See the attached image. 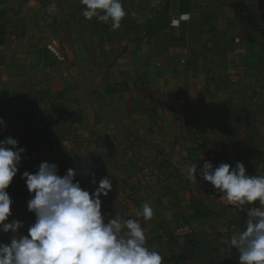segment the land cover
Wrapping results in <instances>:
<instances>
[{"label":"crops","instance_id":"0c3cea01","mask_svg":"<svg viewBox=\"0 0 264 264\" xmlns=\"http://www.w3.org/2000/svg\"><path fill=\"white\" fill-rule=\"evenodd\" d=\"M122 3L127 15L113 31L110 22L103 24L95 17L86 20L80 0H51L37 19L40 0H0V47L12 57L13 63L8 64L38 66L46 86H69L71 95L58 99L57 104L85 109L90 127L102 133L107 126L113 127L116 116L129 126L133 140L142 135V121L149 118L142 109L154 107L165 136L187 128L201 135L217 131L211 124L228 115L222 107L229 103L232 119L242 128L256 130L260 139L256 146L250 140L237 143L232 139L233 148H217L213 165L235 166L240 161L247 174L264 176V110L254 108L257 103L264 105V0ZM183 13L190 20L173 26L171 21ZM49 39H56L63 59L47 52ZM212 50L216 63L209 65L206 60ZM226 57L229 64L223 62ZM208 66L215 73L213 82L207 79ZM243 72L247 73L244 84L239 78ZM253 75L259 80L249 78ZM228 85L230 95L224 92ZM206 86H213L219 94L201 95ZM244 87L260 91H248L242 100L238 93ZM181 88L186 94H170ZM207 103L217 105L218 112L181 110L183 105ZM230 128L241 130L239 125ZM205 183L187 178L179 192L165 197L166 207L155 209L153 218L142 226L149 228L150 234H145L148 247L159 251L164 264H238L239 253L229 240L244 230L247 213L223 205L211 184Z\"/></svg>","mask_w":264,"mask_h":264},{"label":"rangeland","instance_id":"374dc122","mask_svg":"<svg viewBox=\"0 0 264 264\" xmlns=\"http://www.w3.org/2000/svg\"><path fill=\"white\" fill-rule=\"evenodd\" d=\"M48 2L51 0H40L35 19L44 12L43 8ZM212 44L214 46V43ZM214 52L212 50L211 57L206 60L209 65L216 63ZM229 60L230 58L226 57L223 62L229 64ZM12 61L7 49L0 47V118H3L7 125L6 130L0 131V139L12 136L18 140V146L25 148L18 174L7 190L13 200L10 220L23 221L24 228L20 232L25 235L35 217L27 210L30 196L24 180L20 179V173L25 170L35 172L41 162L57 164L61 175L69 168L74 169L75 179L80 182L82 188L90 192L94 189L90 183V173L96 174L97 181L105 175H114L115 177L110 176L113 180L112 191L107 197H101L102 214H106V219L117 215L122 219H137L143 226L146 222L142 217L135 215L141 210L142 203L149 202L153 210L162 208L163 205V208L166 207L163 204L165 197H172L179 192L187 179V173L184 171L186 165L197 163V166L202 167L205 161L215 164L217 148H233L232 139L237 143L250 140L252 146L258 145L256 142L260 139L256 137V130L242 128L232 119L229 103L223 104L222 107L228 115H223L221 121L216 120L211 124L217 126V131H207L201 135L187 128L174 136H165L161 130L163 126L157 122L154 107L142 109V114L149 118L142 121L141 136L135 138L133 135L134 139L131 140L129 126L116 116H113V127L110 126L112 132H106L110 131L107 126L105 133H102L100 129L90 127L86 121L85 109L72 110L69 104H57L58 99L71 95L72 89L69 86L64 89L56 85L46 86L43 82L45 74L38 66L32 65L29 68L8 64L13 63ZM208 69L207 79L213 82L215 73L213 68L208 66ZM229 75L228 73L226 79H229ZM246 76V72L239 74L240 82L244 81L242 84L246 83ZM249 78L259 80L254 75ZM253 87L240 88L239 97L243 100L248 96V91L251 94L259 93L260 90ZM224 92L230 95L229 85L224 87ZM152 93L155 95L156 90ZM170 94L180 96L186 92L183 88L172 89ZM200 94L213 97L219 92H216L213 86H206ZM218 108L214 103H207L183 105L181 110L183 113L191 110L196 114H215ZM254 108L262 111L264 105L257 103ZM71 111H77L78 114L71 116ZM107 122L111 124V121ZM232 125L233 128L239 125L241 130L233 132L230 128ZM203 148L207 151H201ZM144 230L145 234H150L148 227ZM157 238L155 237V240ZM0 241L10 242V234L0 232Z\"/></svg>","mask_w":264,"mask_h":264},{"label":"clouds","instance_id":"9594fccd","mask_svg":"<svg viewBox=\"0 0 264 264\" xmlns=\"http://www.w3.org/2000/svg\"><path fill=\"white\" fill-rule=\"evenodd\" d=\"M81 15L86 20L96 18L109 24L111 30L120 28L127 15L122 0H80ZM188 13L171 21L173 26L190 20ZM7 125L0 118V131ZM12 136L0 139V232L10 234V242L0 241V264H164V258L147 245L145 230L137 219L107 218L102 214L101 197L113 188L114 175L97 181L90 173V192L75 179L69 168L61 175L55 163L41 162L35 172L20 173L30 199L28 212L34 222L27 234L20 232L24 222L11 219L13 200L7 191L17 176L24 147ZM187 178L199 177L223 195L228 205L247 209L244 230L235 233L229 245L239 253L238 264H264V176L249 175L243 162L235 166L221 162L218 166L205 161L185 166ZM137 217L150 221L154 210L147 201L136 212Z\"/></svg>","mask_w":264,"mask_h":264},{"label":"built area","instance_id":"2783aa9c","mask_svg":"<svg viewBox=\"0 0 264 264\" xmlns=\"http://www.w3.org/2000/svg\"><path fill=\"white\" fill-rule=\"evenodd\" d=\"M46 50L47 52L55 57L56 59H63L61 53H60V49H59V46H58V42L56 41V39H49L48 42L46 43ZM198 168V171L199 169L201 168V166H197ZM197 181L201 184V185H205V181H203L199 175H197L196 177ZM210 188L212 189V192L215 194V196L219 199V201L223 204V205H226V206H229V207H233V208H236L238 211H241V212H245L247 213V209L246 207L244 206L243 208H240V207H234V206H230L227 204V202L224 200L223 198V195L219 192H217L213 187L212 185H209Z\"/></svg>","mask_w":264,"mask_h":264},{"label":"trees","instance_id":"16d2710c","mask_svg":"<svg viewBox=\"0 0 264 264\" xmlns=\"http://www.w3.org/2000/svg\"><path fill=\"white\" fill-rule=\"evenodd\" d=\"M77 115L78 113H77V111H71V113H70V115L72 116V115Z\"/></svg>","mask_w":264,"mask_h":264}]
</instances>
